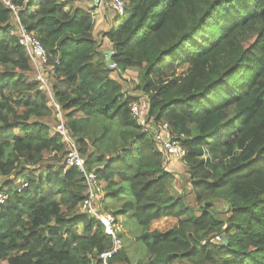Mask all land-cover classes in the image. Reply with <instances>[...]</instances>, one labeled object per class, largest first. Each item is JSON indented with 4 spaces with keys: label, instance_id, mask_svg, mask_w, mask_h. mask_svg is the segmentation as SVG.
Wrapping results in <instances>:
<instances>
[{
    "label": "trees",
    "instance_id": "trees-1",
    "mask_svg": "<svg viewBox=\"0 0 264 264\" xmlns=\"http://www.w3.org/2000/svg\"><path fill=\"white\" fill-rule=\"evenodd\" d=\"M10 1L15 10L0 0V264H165L169 254V264H264V0H123L125 15L98 34L82 0ZM17 19L49 56L52 95L38 88ZM129 71L141 94L124 90ZM165 123L186 150L188 184H174L154 140ZM62 124L104 186V210L141 226L138 254L119 235L117 253L101 257L114 242L80 212L86 183L66 165Z\"/></svg>",
    "mask_w": 264,
    "mask_h": 264
},
{
    "label": "built area",
    "instance_id": "built-area-1",
    "mask_svg": "<svg viewBox=\"0 0 264 264\" xmlns=\"http://www.w3.org/2000/svg\"><path fill=\"white\" fill-rule=\"evenodd\" d=\"M4 1L11 9L15 10V6L12 5L10 0ZM105 4L111 7L110 9L118 17H123L125 15V4L123 0H111L109 2H105ZM16 29L18 33L19 44L26 50L27 54L30 56L36 67V81L38 83V88L51 94V87L49 89L51 84L50 79L48 78V74L45 71V67H47L49 62V56L45 48L43 47L41 41L20 23L19 19H17ZM111 67H118V65L113 64ZM57 108H59L58 105ZM131 114L134 118L140 117L141 108L138 103L132 104ZM58 128L63 132L64 140L68 147V152L65 157L66 165L68 167L73 166L79 168L85 179L86 193L85 198L80 204V212L98 220L101 223L105 234L111 236L114 242L111 250L101 254V257L106 262V260L113 257L117 253L118 249L122 246L117 220L112 214L107 213L103 209L102 204H100L103 196L105 195V190L103 184L98 178L97 173L94 170H88L85 167V160L81 155V152L79 151L75 141L66 133L63 124ZM163 130L167 133L166 137L163 136L162 132H156L154 134V140L159 143L166 160L171 157L183 158L186 155V150L177 137L170 135L168 132L167 123L163 125ZM26 186L27 183L23 181L18 185L19 190H22ZM6 200L7 195L0 193V203L2 204ZM222 238L223 237L221 236H217L216 240L222 241Z\"/></svg>",
    "mask_w": 264,
    "mask_h": 264
},
{
    "label": "rangeland",
    "instance_id": "rangeland-1",
    "mask_svg": "<svg viewBox=\"0 0 264 264\" xmlns=\"http://www.w3.org/2000/svg\"><path fill=\"white\" fill-rule=\"evenodd\" d=\"M82 1H78V3H81ZM79 6V4H78ZM88 6L93 10L95 11L96 10V21H100V20H103L105 21V23H107V14H109L110 16L111 15H114L112 10L110 9L111 7H109L107 4H105V2L99 4V5H91V4H88ZM86 8V6H81V8ZM109 12V13H108ZM106 29H109V25L106 24ZM101 29V27L99 25H97V27L95 28V32H98L97 31ZM102 30H105V27L102 26ZM195 39L200 43L202 41V37L200 36H196ZM180 68L182 69L183 72H187L188 71V67H186L185 65H181ZM125 78L127 80V84L124 85V90L127 92V90H130L131 92H133V94H141V92H138L135 87L137 86V82L139 80L138 78V73L137 72H133V71H129L128 73L125 74ZM51 87V84L49 86V89ZM52 88V87H51ZM49 91V90H47ZM128 91V92H130ZM52 94V92H51ZM144 100V99H143ZM143 100H141V102L143 103ZM144 105V104H143ZM163 136L166 137L167 133L162 130L161 131ZM175 159V160H173ZM180 158H176V157H171L168 159V161H171L169 163H172V164H169L167 163V167L169 170H171V172H173L175 174V178H176V181L174 182L175 185L179 186L178 184H180V182H184L185 184H188V175L186 174V171H185V167L183 166L182 164V161L181 160H178ZM23 181V179H19L16 183H17V186L19 184H21V182ZM127 193V192H126ZM103 200V199H102ZM101 200L100 204H102V207H103V201ZM106 203L109 204V201H106ZM216 205H218V203H216ZM217 207H221V206H217ZM104 209V208H103ZM127 218H129V222L127 223V225L130 227V232L134 233V235H137L138 233L140 234L142 232V228L141 226L138 224L137 220L135 219V217L129 213V215L126 216V220ZM122 216H119L118 220L119 222L121 223V220H122ZM125 223V226H119L118 229H121L119 230V234L121 233L122 234V231L124 232H127V227H126V221H124ZM122 227V228H121ZM133 235V234H132ZM125 238L127 236H124ZM134 242V246H131L130 245V248L129 250L133 251V254L136 255L138 254V247H139V244H137L136 240L133 241Z\"/></svg>",
    "mask_w": 264,
    "mask_h": 264
},
{
    "label": "crops",
    "instance_id": "crops-1",
    "mask_svg": "<svg viewBox=\"0 0 264 264\" xmlns=\"http://www.w3.org/2000/svg\"><path fill=\"white\" fill-rule=\"evenodd\" d=\"M101 3H103V2H100V4ZM76 4L78 5L79 4V7H81V6H86V8L84 7L83 9H85V10H87L88 12H90L93 16H94V21H95V24H96V27H97V25H99L100 27H101V29H102V26H104L105 27V30H102L101 31V29L100 30H98L97 29V31L99 32V33H103L104 31H107L108 29H106L107 27H106V24H108L109 25V28H110V26H111V23H112V19H111V16L109 15V14H107V23H105V21H103V20H100V21H96V10L95 11H93L89 6H88V4H91L92 5V3L89 1V2H87V1H83L82 0V2L81 3H78V2H76ZM109 13V12H108ZM98 32H95L96 34H98ZM109 45L110 44H107V43H105L104 44V48H105V51H107L108 50V47H109ZM104 51V52H105ZM173 160H175V159H173ZM169 164H172V163H169ZM105 196V195H104ZM104 198V197H103ZM102 198V199H103ZM106 201V200H105ZM104 203V202H103ZM118 210V209H117ZM127 215H129V213H127V214H125V215H119V216H122V220H121V223L119 222V220H118V218H119V216H117L116 217V220H117V224H118V227L119 226H125V222L124 221H126V227H127V232H124V231H122V234L120 233L119 235L122 237V239H125L127 242H128V244L127 245H129V247H130V245L131 246H134V242L133 241H135V239H136V237H137V235L139 234H137V235H134V233H132V232H130V227L127 225V223L129 222V218H127V220H126V216ZM122 228V227H121ZM119 230H121V229H119ZM133 234V235H132ZM124 236H127L126 238L124 237Z\"/></svg>",
    "mask_w": 264,
    "mask_h": 264
},
{
    "label": "water",
    "instance_id": "water-1",
    "mask_svg": "<svg viewBox=\"0 0 264 264\" xmlns=\"http://www.w3.org/2000/svg\"><path fill=\"white\" fill-rule=\"evenodd\" d=\"M101 0H94L92 1V5H99ZM105 54L107 55V60H110V58L114 55L113 51L107 50L105 51ZM118 68L124 72V68L122 65H118ZM215 243L219 244V245H227L228 244V239L226 236H223L222 241H216L214 240ZM172 254L167 255L166 259H165V264H169V259L171 257Z\"/></svg>",
    "mask_w": 264,
    "mask_h": 264
},
{
    "label": "clouds",
    "instance_id": "clouds-1",
    "mask_svg": "<svg viewBox=\"0 0 264 264\" xmlns=\"http://www.w3.org/2000/svg\"><path fill=\"white\" fill-rule=\"evenodd\" d=\"M101 2V1H100ZM113 12V11H112ZM114 13V12H113ZM115 14V13H114ZM104 197V196H103ZM107 213H109V212H107ZM111 214V213H110ZM116 218V217H115Z\"/></svg>",
    "mask_w": 264,
    "mask_h": 264
}]
</instances>
